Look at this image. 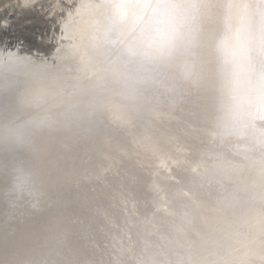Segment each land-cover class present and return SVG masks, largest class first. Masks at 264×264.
Masks as SVG:
<instances>
[{
  "label": "water",
  "instance_id": "95a60500",
  "mask_svg": "<svg viewBox=\"0 0 264 264\" xmlns=\"http://www.w3.org/2000/svg\"><path fill=\"white\" fill-rule=\"evenodd\" d=\"M228 1L222 0L224 21L217 32L219 38L216 42L214 40L210 42L207 37L200 41L195 39L196 28L203 21L199 22L198 19L199 23L189 24L183 20V17L171 14L168 18L172 21L169 32L173 33L174 30L176 41L168 57L152 62L147 57L135 56L127 44L120 47L117 53L119 61L108 63L105 67L107 73L99 78L108 90L116 91L114 98L100 101L105 97L97 94L93 86L89 84L87 89L84 88V93L79 96L82 100L74 101L75 88H72L73 85L68 81L64 84L60 82L63 87L72 89L68 97L69 103L57 109L61 114L54 112L59 114L56 118L57 123L54 122L55 124H50L48 128L45 127L38 138L35 135L36 127L27 125L24 127L25 143L29 140L27 136L29 138L33 136L37 141L41 139L42 155L36 160L31 159V162H36L37 171L31 176L26 175L22 168L24 159L16 161L13 167H9L11 155L0 159V181L4 178L2 182H5L2 186L4 190L0 193V264H19L22 261L26 264L27 260L34 259L41 251V260H45L51 251L46 250L47 245L43 247L44 239L39 237L41 231L38 224L41 219L48 218L46 235L51 238L59 235L57 238H60L65 232H70L69 234L74 232L72 227L66 228V223L62 225L63 220L70 219L72 216L83 217V214L89 220L88 224L91 221L93 231L91 236H94L95 240L92 239L93 243H88L89 245L86 246L82 238H70L68 245L71 258L73 257L71 264H135L133 260L130 262L128 257V251L131 249L128 245L130 242L128 234L136 240L142 232L140 225L144 224V220L146 222L149 219L161 221L157 212L159 210L157 206L160 203L156 195V171L155 175L153 173L150 177L152 185L140 183L145 178L149 179L143 173L137 174L138 184L131 185L129 179L119 176L118 170H115L113 165H117L120 160L124 166L134 167L138 156L134 153L114 154L113 157L117 159L112 162L113 165L108 167V171H105V178L118 181L114 184L120 188L122 193H117L119 189L114 186L109 198L102 204L103 209L93 210L89 204L85 206L84 203L72 201L71 183L61 185L58 181L60 177L66 178V175L74 171V161L60 154L73 156V151L86 140H102L100 135L102 131L109 135L112 133V128L118 126L119 121L115 119L107 123L114 127L102 121L105 119L102 113L103 107L106 106L104 102L114 100L123 107L120 108L123 114L128 113L127 116H132V114L139 115L144 112L150 103L158 104L165 96L169 98L171 95L182 93L181 85L172 69L175 63L184 64L185 70L182 74L184 77L190 75L193 67L197 69L199 75L194 78V81L201 86L204 95L211 98V106L216 111L213 110L215 111L213 117H205L211 127L213 143L209 137L211 143L203 144L195 156L201 168L198 167L194 178L200 186H204L203 190L202 187L197 188L198 195L205 193V200L202 197L204 208H196L192 205L184 210L185 216L178 213L179 211L164 215V218H168L166 221L168 227H164V232L167 236L175 235L180 245L171 253L175 256H170L163 264H205L207 258L216 259L218 264H227V259L236 261L241 258L236 257L239 251L234 247L236 240L251 239L253 235L260 240L264 239L263 234L253 229L252 219L247 217L249 210L256 209L264 215V199H261L262 201L259 199V196L264 198L262 195L264 194V70H260V65L264 60V0H234L235 5L239 1V5L242 6L244 12L242 26L245 24L250 34L241 39L243 48H240L239 53L234 52L231 46L230 49L224 47L223 35L227 27L226 3ZM144 4L148 5L145 6L150 8L147 9L154 17H159L162 10L170 9L167 6L170 4L168 0H154L148 3L144 1ZM198 6L187 5L182 11L195 15ZM146 29L140 28L142 31ZM163 30L168 32L166 28ZM150 33L153 37L158 31L154 30ZM119 64L122 66L120 67ZM118 68L122 70L119 71ZM136 72L149 76V81L136 89L126 87L128 83L124 82L123 74ZM189 77L193 78L191 75ZM60 83L52 87L49 99V96L44 94L43 101L38 108L45 111L50 109L47 106L54 104L53 95ZM2 87L4 86L0 85V91ZM8 87H14V83L9 81ZM234 90L238 92L237 96H233ZM4 101H0V121L3 118L1 117L3 108L5 109ZM130 105L133 106L132 110L128 107ZM84 109H87L85 111L88 113H82ZM72 128L79 130V133H74L75 130L70 132L69 129ZM10 139L6 142L0 140L1 147H3L0 157L7 147H9V152L18 157L13 150H9L10 145L15 144ZM232 139H236L243 146L241 151L229 147ZM204 145H206L205 148H203ZM67 147L72 152L63 151ZM236 151L238 152L235 153ZM10 175L11 179H9ZM7 184L13 186L8 187ZM53 185L59 188L54 195H50L49 192ZM218 185L227 190L224 193L221 192L216 188ZM126 188L136 191L134 194L137 197L135 198L142 204L141 211L138 212L140 215L137 216L141 218L139 224L134 223L136 217L133 216V209L123 200L124 196H129L123 192ZM26 189H30V193H26ZM169 192L162 191L161 198L166 199ZM52 205L57 208L55 212L51 209ZM241 215L244 218H240ZM127 220H131L133 224ZM232 224V228H227L226 225L231 226ZM217 230L223 232L221 242L218 243V247L210 248L214 249L215 255L209 249L211 255L207 256L208 247L206 245L209 237L215 238ZM77 235L81 234L77 233ZM58 247L56 246V250ZM260 261L264 264V259Z\"/></svg>",
  "mask_w": 264,
  "mask_h": 264
},
{
  "label": "rangeland",
  "instance_id": "374dc122",
  "mask_svg": "<svg viewBox=\"0 0 264 264\" xmlns=\"http://www.w3.org/2000/svg\"><path fill=\"white\" fill-rule=\"evenodd\" d=\"M36 1L37 6L32 5L31 8L26 7L23 4V0H0V14L1 12L11 10L13 13L11 22L20 30L19 36L15 35V38L19 39L12 47L9 54L10 59L22 62V65L6 71L1 77L5 85H8L9 81L14 83V87L8 88L11 98L8 108L9 114L0 121V140L6 142L11 138L10 140L15 142V144H11L9 150H13L18 154V157H15L14 153L8 151L9 147L5 148V153L3 152L4 155L2 154L3 156L1 155L0 159L4 156L8 158L11 155L9 167H13L15 162L20 161L22 158L30 157L31 155L24 156L28 148L36 149L35 145L41 144V139L37 141L33 136L29 138L27 135V139L29 140L25 143V125L36 127L35 135L38 138L45 127L48 128L50 124L57 123L56 118L61 114L57 109L65 107L66 103H69L68 97L72 88H75L73 92L75 94L74 101L82 100L79 96L84 93V88L87 89L89 84L93 86L97 94L105 97L101 98L100 101H107L116 96V91L114 89L108 90L99 78L107 73L105 67L108 63L119 61L117 53L120 47L127 44L135 56L141 58L147 57L150 61L155 62L156 60H162V57H168L170 49L176 41V34L174 30L173 33L169 32V24H167L166 20L164 23L163 21L162 23L160 22L159 26L156 23L157 29H155V26L152 28L153 31H158L153 37L150 36L149 28L146 31L140 30V28H145V26L143 27L145 23L142 21H146L151 13L149 9H143L140 3L141 0H114L115 3L113 0H109L110 3L108 0ZM168 1L170 3L168 5L172 7L171 9L174 8V14L178 15V17L183 15V20H186L189 24L197 23L198 19L199 22L200 20L203 21L196 28L194 37L197 41L202 40V38L204 40V37H207V40L210 42L213 40L216 42L219 38L217 37V32L224 21L222 0H203L199 3L198 10H200L199 12L197 10L195 16H191L188 11H182L187 2L189 1L188 3H190L192 0H183L182 2L181 0ZM178 1L179 3H177ZM185 1L186 3H184ZM81 2L85 5H79ZM106 2L111 5H108ZM175 3L177 4L175 5ZM110 6L112 9L109 8ZM90 9H92L91 12L89 11ZM99 12L100 15H98ZM99 16L103 17L100 18ZM93 18H97L96 22ZM98 21L99 23H97ZM141 23L144 24L141 26ZM163 28H166L168 32L164 31ZM77 29H82L83 31H78ZM74 30L77 33L72 32ZM84 30L86 33H84ZM113 32L116 35H113ZM110 35L114 37L111 38ZM148 37H150V41ZM229 37V30L225 28L223 35L224 47L230 45ZM15 38L13 37L14 40ZM119 66L121 67L122 65L119 64ZM172 69L176 73L182 93L168 95L169 98L165 96L158 104L153 105L150 103L144 112L139 115L132 114V116H127L128 113L123 114L120 110L122 107L120 103L117 104L114 100L104 102L106 106L103 107L102 113L105 119L102 121L108 126H113L107 123L115 119L119 121L118 126L112 128V133L109 135L106 134L107 132L102 131L103 133H100L102 140H86L78 149L73 151V156L60 154L74 161V171L66 175L67 179L60 177L58 181L61 185L71 183L70 186L73 188L72 201L84 203L85 206L89 204L93 210H102V204L109 198L110 192L113 191V188L118 187L115 186L118 181L105 178V171H108V167L113 165L112 162L117 159V157H113L114 154L124 153L128 155L134 153L138 156L134 167L128 168L120 160H118L117 165H113L114 169L118 170L119 176L129 179L131 185L138 184L137 174L139 173H143L149 178L141 181L142 185H152V178L150 179V177L153 173L155 175L156 171V195L160 203L157 206L159 209L157 212L160 215L161 221L156 220V222L153 219H149L146 222L144 220V224L140 225L142 232L136 240L134 237H131V234H128V239H130L128 245L131 247L128 251V257L130 262L133 260L135 264H163L170 256L174 255L171 253L180 245V241L175 235L167 236L164 232V227H168L166 223L168 218H164V215L174 214L179 211L178 213L185 216L186 212L184 210L192 205V207L204 208L205 193L198 195L197 192L198 187H202L203 190L204 186H200V183L194 178V174L198 167H200L195 156L203 144L211 143L209 137H211L213 143L211 127L205 117H213V112L216 109L211 106V98L205 96L201 86L194 81V78H197L196 76L199 75L197 69L193 67L191 70L190 75L193 78L189 77L190 75L185 77L182 75L185 70L183 63H175ZM262 69L264 70V60L260 65V70ZM118 70L121 71L122 68H118ZM148 77L146 74L139 72L123 74V78H125L124 82L128 83L126 87L133 89L141 87L144 82L149 81ZM67 81L73 85L71 89L62 86ZM60 82H63V84ZM56 83L60 84L53 95L55 99L54 104L47 106L50 109L46 111L41 110L38 107L43 101L44 94H47L49 99L51 96L49 92L52 91L51 89ZM81 102L83 103V101ZM128 107L130 110L133 109L132 105ZM85 110L87 109H84L82 113H88ZM55 111L59 112V114L54 113ZM69 130H75L79 133V130L75 128ZM71 135L74 134L71 133ZM1 145L0 151L3 150ZM229 147L239 151L243 148L236 139L231 140ZM63 151L72 152L69 147ZM28 165V163H23L22 168L25 169ZM14 176L16 177L15 173ZM9 179H11V175ZM2 181H0L2 183L0 193L3 192L2 186L5 185V182ZM7 186L12 187L13 185L7 184ZM53 186H51L50 195H54L59 188L55 185ZM216 188L223 193L227 190L219 185ZM117 189H119L117 193L121 194L120 188ZM162 191H170L166 199L161 198ZM26 192L30 193V189H26ZM123 192L129 195L124 196L123 200L132 207L133 216L136 217L134 223L139 224L141 218L137 216L140 215L138 212L141 211L142 204L135 198L137 197L134 194L136 191L126 188ZM202 197L204 200H202ZM259 197L260 200L264 199L261 196ZM98 204L100 205L97 207ZM26 207L29 208V206ZM256 210H249L247 217L250 220L252 219L253 229L257 230V233L264 235V215L258 209ZM43 215L46 216V214ZM241 217L244 218L243 215ZM250 220L249 223H251ZM127 221L133 224L131 220ZM65 223L66 228L72 227L74 232L71 234H69L70 232H65L61 234L60 238H57L59 235L52 236L53 238H51V236L48 237L46 235L48 218L43 217L41 219L38 224L41 231L39 237L44 239L43 247L47 245L46 250L51 251V254L42 261L41 251L34 259L27 260L28 263L26 264H71L73 257L71 258L68 240L73 237L82 238L83 241L85 240L86 246L89 245L88 243H93L92 239L95 240V237L91 236L93 232L91 221L88 224L89 220H87L85 214H83V217L72 216L70 219L66 218L63 220L62 225ZM226 226L230 229L233 227V224ZM235 226L237 227V225ZM66 228L64 229L66 230ZM77 233L81 235L79 236ZM222 236L223 232L217 230L215 238L213 236L209 237L208 244L206 245L208 247L206 250L207 256L211 255V251L213 252L214 250L210 248L218 247ZM94 245L96 246L97 242ZM56 246H59L57 250ZM234 247L240 251H238L236 257L241 258L236 259V261L227 259V264H235L236 262L238 264H262L260 260L264 259V239L260 240L256 235H253L251 239L244 241L236 240ZM14 253L16 254L17 251L15 250ZM23 262L25 261L19 264H23ZM214 263L218 264L216 259L207 258L205 261V264Z\"/></svg>",
  "mask_w": 264,
  "mask_h": 264
},
{
  "label": "bare ground",
  "instance_id": "6f19581e",
  "mask_svg": "<svg viewBox=\"0 0 264 264\" xmlns=\"http://www.w3.org/2000/svg\"><path fill=\"white\" fill-rule=\"evenodd\" d=\"M81 1V0H80ZM147 1V3L149 2V0H146ZM151 1H153V0H151ZM175 1H177V0H175ZM180 1V0H179ZM179 1L177 2V3H179ZM183 0H181V2H182ZM203 0H192L190 3H188L187 2V4L188 5H191L192 7L194 6V5H199V3H201ZM108 2L110 3V1L108 0ZM112 2V1H111ZM113 2H114V0H113ZM119 2V1H118ZM80 3V2H79ZM107 3V2H106ZM115 3V2H114ZM140 3H141V6L143 7V9L145 8H149V7H146V6H148L147 4H144V0H141L140 1ZM150 3H152V2H150ZM173 3V2H172ZM177 3H175V5L177 4ZM184 3H186V1L184 2ZM238 4L237 5H235V3H234V0H229V2L228 3H226V15H228V17H227V21H226V24H227V27L226 28H228L227 30H229V35H230V37H229V39H230V45L228 46V48L230 49V46L232 47V50L234 51V52H240V48L242 49L243 48V45H242V40L241 39H243L244 37H246V36H249L250 34H249V32L247 31V29H246V27H245V24H244V26H242V23H243V19H242V17L244 18V12H243V9H242V6H240L239 5V1L237 2ZM23 4L24 5H26V7H31L32 5L34 6V5H36L37 4V1L36 0H23ZM40 4V3H39ZM89 4V3H88ZM90 4H91V2H90ZM108 4V3H107ZM79 5H85V4H82V2H81V4H79ZM108 5H111V4H108ZM114 5V4H113ZM112 5V6H113ZM146 5V6H145ZM174 5V4H173ZM37 6V5H36ZM167 6H169L170 7V9L169 8H167V9H164V10H162L161 12H160V16L159 17H154V16H151L150 14H149V16H148V14H147V20L146 21H142V22H144V23H141V26H142V24H144L143 25V27L145 26V28H148L149 27V30L150 31H153L152 30V28L155 26V29H157L156 28V25L157 26H159V24H161L162 23V21H163V23L165 22V20L167 21V24H169L168 26L170 27V25L172 24V21H171V19H168L170 16H171V14H174V8L173 9H171L172 7L170 6V5H167ZM183 6V5H182ZM181 6V7H182ZM186 6V5H185ZM73 7H75V6H73ZM86 7V6H85ZM90 7V6H89ZM95 7V6H94ZM94 7H92V8H94ZM176 7V6H175ZM203 7V6H202ZM32 8V7H31ZM81 9H82V7H80ZM79 8V9H80ZM109 8H111V6L109 7ZM80 9V10H81ZM107 9H108V7H107ZM106 9V10H107ZM112 9V8H111ZM150 9V8H149ZM178 9V8H177ZM65 10V9H64ZM69 10V9H68ZM80 10H78V11H80ZM91 10L92 9H90L89 11L91 12ZM176 10V9H175ZM179 10V9H178ZM200 10V9H199ZM199 10H198V12H199ZM215 10V9H214ZM98 11V10H97ZM101 12V11H100ZM100 12H99V14L98 15H100ZM222 12V11H221ZM220 12V13H221ZM262 12V11H261ZM66 13H68V12H66ZM78 13V12H77ZM83 13H84V11H83ZM93 13V12H92ZM98 13V12H97ZM97 13H95V14H97ZM114 13V12H113ZM148 13V12H147ZM150 13V12H149ZM177 13V12H176ZM80 14V13H79ZM85 14V13H84ZM102 14H103V12H102ZM108 14V13H107ZM115 14V13H114ZM202 14V13H201ZM109 15V14H108ZM112 15V14H111ZM190 15L192 16L193 15V13L191 14L190 13ZM196 15H198V14H196ZM13 16V13L11 12V10H8V11H6V12H1V14H0V18H1V20H0V85L1 86H4V87H2V89H1V91H0V101H4V99L6 98V100L4 101V104H5V109L3 108V115L1 116V117H5V116H8V114H9V112H8V108H9V106H10V102H11V98H10V94H9V87H8V85H5L4 84V81H2L1 80V77H2V75H3V73H5L6 71H8V70H10V69H13L14 67H17V66H20V65H22L21 63V61H13V60H11L10 59V56H9V54L11 53V50H12V47L14 46V44L16 43V41L19 39V38H15V35H18L19 36V33H20V30L19 29H17V26H15V25H13V23L11 22V17ZM78 16V15H77ZM82 16V15H81ZM89 16V15H88ZM97 16V15H96ZM110 16V15H109ZM178 16V15H177ZM182 17H183V15H181ZM181 16H179V17H181ZM193 16H195V15H193ZM57 17V16H56ZM100 18H102L101 16H99ZM136 17H137V15H136ZM200 17V16H199ZM203 17V16H202ZM68 18V17H67ZM73 18H75V17H73ZM230 18V21H228V19ZM57 19V18H56ZM94 20H95V22H96V19L95 18H93ZM104 19V18H103ZM105 19H107V18H105ZM70 20V19H69ZM69 20H68V22H69ZM72 20V19H71ZM108 20H110V19H108ZM107 20V22H109ZM143 20V19H142ZM175 20V19H174ZM66 21V20H65ZM73 21V20H72ZM112 21V20H111ZM110 21V22H111ZM214 21V20H213ZM58 22V21H57ZM80 22V21H79ZM85 22V21H84ZM101 22V21H100ZM104 22V21H103ZM106 22V21H105ZM161 22V23H160ZM97 23H99V21L97 22ZM112 23H113V21H112ZM157 23V24H156ZM77 24V23H76ZM85 24V23H84ZM106 24V23H105ZM82 25V24H81ZM103 25H104V23H103ZM112 25V24H111ZM110 25V26H111ZM84 26V25H83ZM102 26V25H101ZM105 27H106V25H104ZM80 27V26H79ZM231 27H234L233 29H231ZM78 28V27H77ZM83 28V27H82ZM97 29V28H96ZM159 29V28H158ZM78 31H83L82 29L80 30V29H77ZM88 30V29H87ZM105 30H106V28H105ZM102 31H103V28H102ZM161 31V30H160ZM72 32H76L77 33V31H72ZM84 33H86L85 32V30H84ZM83 33V34H84ZM99 33V32H98ZM82 34V33H81ZM94 34V33H93ZM151 34V33H150ZM73 35H75V34H73ZM88 35V34H87ZM89 35H91L90 33H89ZM95 35V34H94ZM98 35V34H97ZM112 35V34H111ZM110 35V36H111ZM113 35H114V33H113ZM116 35V34H115ZM147 35V34H146ZM109 36V37H110ZM13 37L15 38V40L13 39ZM75 37H76V35H75ZM89 37H91V36H89ZM94 37V36H93ZM100 37V36H99ZM112 37H114V36H111V38ZM111 38H110V40H111ZM228 40V39H227ZM87 42V41H86ZM2 82H3V84H2ZM236 94H238V92L237 91H233V96H237ZM174 95H176V94H174ZM5 112H6V114H5ZM72 131V130H71ZM70 131V132H71ZM74 133H77L76 131H74ZM179 136V135H178ZM167 145V144H166ZM35 148L36 149H32V148H28L27 150V152H26V154L24 155V156H30V157H28V158H22V159H24L25 160V162L24 163H28L29 165L24 169V173H26V175L27 174H29L30 176L31 175H33L37 170L35 169V164H36V162H31V159H38L39 158V156H41L42 155V145L40 144V145H35ZM38 149V150H37ZM198 152V151H197ZM24 153H25V150H24ZM33 153V154H32ZM22 161V160H21ZM39 178V177H38ZM27 193V192H26ZM53 207H55V206H53ZM56 209L57 208H53L52 210H54V212L56 211Z\"/></svg>",
  "mask_w": 264,
  "mask_h": 264
}]
</instances>
